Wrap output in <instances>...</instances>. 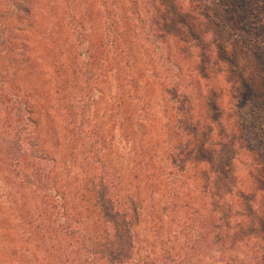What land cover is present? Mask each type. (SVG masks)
<instances>
[{
    "label": "rangeland",
    "instance_id": "obj_1",
    "mask_svg": "<svg viewBox=\"0 0 264 264\" xmlns=\"http://www.w3.org/2000/svg\"><path fill=\"white\" fill-rule=\"evenodd\" d=\"M32 2L23 0L26 4ZM42 2L45 8L40 13L42 25L35 31L27 30L24 34L29 41L18 39L16 45L18 52L15 55L23 54L18 61L23 56L28 57L24 63L29 65L30 72L23 69L19 77L26 94L33 92L34 87L30 85L36 81L40 84L39 92L46 91L53 81L58 92L54 93V98L63 95L60 87L68 83L63 73L68 54L63 48L56 49L57 43L50 45L47 37L51 34V17L55 14L64 17L67 7L72 17L88 18L85 30L91 39L97 38L98 45L109 18L118 21L117 15L130 17L135 24L124 27L119 23L111 29L113 32L106 40L110 49L115 46L110 44L111 36L119 32L127 31L123 34V44H116L121 49L124 46L125 50H129L134 42L130 40L136 30L140 35L158 36L151 42L140 40L136 58L131 57L130 52L124 55L122 80L117 81L118 76H113L111 85L103 86L104 97L86 111L93 127L90 134L94 138L101 135L106 140L110 151L108 159L123 163L120 171L124 176L129 171L130 176L136 175L137 172L132 170L139 159L149 157L155 161L157 158L158 163L166 157L171 159L173 152H180L172 146L174 139L191 141L192 146L184 156L187 168L182 176L184 193L178 197L170 195L169 199L157 193L163 189L162 177L169 171L164 170V174L159 175L160 181L154 182L156 191L149 194L144 187L139 199L134 198V193L126 208L129 218L133 214L137 223L143 247L141 256L144 259L153 257L144 251L152 239L177 241L182 224V231L188 238L195 234L205 238L200 249L189 250L192 259L188 264H264V0ZM12 17L14 19L16 15ZM22 19V22L28 19L30 23L36 16L24 13ZM22 22L13 21V29L26 28ZM59 33L62 37L69 35L65 27L60 28ZM9 60L15 63L14 59ZM101 61H104L102 57L98 63ZM41 79L44 80L41 82ZM176 82L179 91L175 94ZM10 83H13L12 77ZM210 87L217 91V99L213 102L209 98ZM176 95L181 106L171 101ZM118 99L124 108L118 107ZM177 107H181L186 115L181 128L174 121ZM37 117L40 126L34 129L32 145L39 154L47 151L56 159L61 158V165L53 174L62 177L65 172L62 162H67L70 152L67 119L47 106L42 107ZM143 131L142 137L140 132ZM60 133L65 136V142L59 141ZM138 137L143 141L140 142ZM77 148L78 142L72 151L76 153ZM146 148L148 155H141L140 151ZM143 171L144 181L147 178L151 181L153 170L143 168ZM70 179L68 173L67 180ZM1 182L3 189L6 181ZM6 184L7 189L10 184ZM103 195L98 189L93 196L91 190V207L103 211L108 199ZM4 205L14 207L7 193L0 195V207ZM20 207H23L22 211L25 208ZM15 214L16 210L12 208L5 212L0 210V221L7 227L14 222ZM91 214L90 228L94 237L90 235L89 241L107 262L105 256L112 255V251L102 238L100 221L94 212ZM188 220L187 229L184 221ZM196 225L202 228L195 230ZM126 236L117 235L121 245L116 246L115 256L119 255L122 245H127ZM29 249H33L35 256ZM35 249L32 241L30 245L26 242L14 249L8 245L6 237L0 235V264H9L14 256L17 264H48ZM87 250L86 259L92 255L90 249ZM167 264H174V261L171 259Z\"/></svg>",
    "mask_w": 264,
    "mask_h": 264
},
{
    "label": "trees",
    "instance_id": "obj_2",
    "mask_svg": "<svg viewBox=\"0 0 264 264\" xmlns=\"http://www.w3.org/2000/svg\"><path fill=\"white\" fill-rule=\"evenodd\" d=\"M43 5L42 0H33L30 4L23 3V0H0V183L6 181L10 184L7 189L6 182L3 189L0 187V195L7 193L14 206L4 205L0 207V210L2 212L8 208L16 210L12 224L6 227L0 221V235H4L8 245L14 249L26 242L30 245L32 241L33 246L36 247L35 251L38 254L41 253L42 260L48 261V264H167L171 259L174 264L190 263L192 256L189 250L195 252L200 249L204 244L202 241L205 240L203 236L195 234L194 237L188 238L182 231L184 227L181 224L177 241L150 240L144 251L148 253V256L153 257L144 259L141 256L143 247H141L137 223L134 221L133 214L131 219L129 218L130 213L126 208L130 200L132 201L134 193V198L139 199V193L144 187L148 189L149 194L156 191L154 182L160 181L159 175L164 170L169 171L165 177H162L163 189L157 193L167 199L170 195L178 197L184 193L182 176L187 169L184 156L189 152V146H192L191 141H186L188 138H182L179 142L174 139L172 146L180 152H173L171 159L166 157L159 163L156 162L157 158L155 161L149 157L145 160L139 159L132 170L137 172L136 175L130 176L129 171L128 175L124 176L120 171L123 163H114L108 159L110 151L107 150L106 140L101 135L94 138L90 134L93 127L90 126V115L86 114L91 105H95L104 97L103 86L107 83L111 85L110 79L113 76H118L117 81L122 80L120 77L125 75L124 55L130 52V56L133 55L136 58L139 55L140 40L145 39L151 42V39L158 36L140 35L136 33V30L132 33L130 40L133 39L134 42L131 43L129 50H125L124 46L121 49L117 45L123 44V34L127 31L119 32L111 36L110 44L115 46L114 49H110L106 40L110 37L111 29L119 23L124 27L127 24H135L130 17L117 15L118 21L114 20V17L109 18L105 22L106 26L98 45L97 38L91 39L90 34L85 30V22H88V18L80 17L78 20L72 17L67 7L64 9V17L60 18L56 14L51 17L49 21L51 34L47 37L50 45L57 43L56 49L63 48L68 54V61L63 70L68 83L60 87L63 95L54 98L56 87L53 81L48 84L44 92L37 91L40 84L36 81L34 85H30L34 87L31 89L33 92L26 94L23 88L25 86L19 82V77L21 72H24L23 69L30 72L29 65L26 66L24 63L28 57L23 56V59L18 61L23 54L15 55L18 52L16 45L18 39L29 41L24 34L27 30L30 31L31 28L35 31L39 25H42L43 15L40 13L45 10ZM24 13L34 14L36 20L28 23L26 19L23 21L26 28L19 26L14 30L13 21L22 22ZM13 14L16 15L14 19ZM64 27L68 29L70 37L69 35L62 37V33H59V29ZM101 57L104 61L98 63ZM9 59H14L15 63ZM11 77L13 83H10ZM43 80L41 79V82ZM178 85L176 82L173 89L175 94L179 91ZM208 93L212 102L217 99V91L213 87L209 88ZM171 101L174 105L180 103L177 95ZM122 104V101L118 99L119 108H124ZM44 106L67 119L70 152L67 162H62L65 168L62 177H56L53 174L55 169L60 167L61 158L56 159L47 151L44 153L40 151L39 154L36 147L32 145L34 129L40 126L37 115ZM111 111L112 114H116L115 109L112 108ZM185 117L183 109L177 107L174 121L178 128H181L182 119ZM140 134L143 137L145 132ZM138 138L140 142L143 141L142 138ZM59 141H66L61 133ZM76 142H78V148L75 153L72 148ZM147 149H142L140 154L148 155ZM47 163L51 164L46 165ZM143 168L153 170L151 181L148 182V178L144 181ZM68 173L71 176L70 180H67ZM98 189L103 191V196L108 197L103 211L97 207H91V199ZM91 190L93 196L90 197ZM15 193L17 197H14ZM27 198H30L29 202ZM175 203L181 207L177 201H173L174 205ZM20 206H25L23 211V207ZM91 211L94 212L97 221H100L99 226L102 238L106 240V247L112 251L113 256L111 254L105 256L107 262L99 256L95 244L89 241L90 235L93 236L92 228H90V225L92 226ZM184 223L188 229L189 220ZM197 228L202 227L196 225L194 229L197 230ZM155 230L153 229V232ZM119 233L123 236L127 235L128 242L127 245H122L119 255L115 256L116 246L121 245L117 242ZM24 234L28 235L23 239ZM155 234L158 236V233ZM87 249H90L92 254L88 259L84 257ZM29 252L35 256L33 249H29ZM14 260L15 256L9 264H17Z\"/></svg>",
    "mask_w": 264,
    "mask_h": 264
}]
</instances>
